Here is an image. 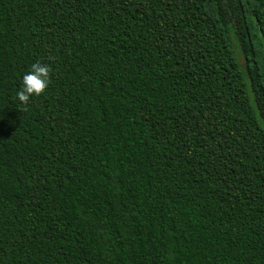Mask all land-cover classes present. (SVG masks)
Masks as SVG:
<instances>
[{
    "label": "trees",
    "instance_id": "trees-1",
    "mask_svg": "<svg viewBox=\"0 0 264 264\" xmlns=\"http://www.w3.org/2000/svg\"><path fill=\"white\" fill-rule=\"evenodd\" d=\"M0 264H264V0H0Z\"/></svg>",
    "mask_w": 264,
    "mask_h": 264
},
{
    "label": "clouds",
    "instance_id": "clouds-1",
    "mask_svg": "<svg viewBox=\"0 0 264 264\" xmlns=\"http://www.w3.org/2000/svg\"><path fill=\"white\" fill-rule=\"evenodd\" d=\"M51 69L37 61L22 76L20 86L16 92V99L20 102L21 108L27 106L31 99L43 95L50 83Z\"/></svg>",
    "mask_w": 264,
    "mask_h": 264
}]
</instances>
